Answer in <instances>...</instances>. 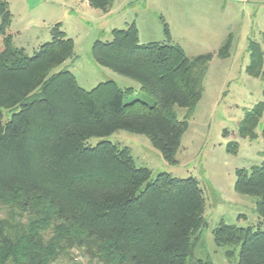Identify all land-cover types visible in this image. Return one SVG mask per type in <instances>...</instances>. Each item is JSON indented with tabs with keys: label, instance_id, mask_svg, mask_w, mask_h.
<instances>
[{
	"label": "trees",
	"instance_id": "trees-1",
	"mask_svg": "<svg viewBox=\"0 0 264 264\" xmlns=\"http://www.w3.org/2000/svg\"><path fill=\"white\" fill-rule=\"evenodd\" d=\"M109 1L89 0L102 7ZM0 19V205L6 211L0 218V264H51L59 258L75 264L74 251L98 264H187L206 225L197 180L166 172L151 178L126 148L85 141L121 129L144 135L166 162L176 163L210 54L189 57L176 44L140 43L133 23L113 29L110 41H94L91 54L137 82L147 97L126 101L132 87L106 80L86 90L68 69L55 71L73 55L59 23L51 40L28 55L6 32L5 0ZM164 30L168 34L166 25ZM261 63V52L252 49L250 72L259 75ZM177 109L184 110L182 118ZM259 115H247L240 136H255ZM261 136L264 141V126ZM235 190L254 198L264 221V161L237 169ZM213 241L227 258L237 249L236 264H264V227L221 221Z\"/></svg>",
	"mask_w": 264,
	"mask_h": 264
},
{
	"label": "rangeland",
	"instance_id": "rangeland-1",
	"mask_svg": "<svg viewBox=\"0 0 264 264\" xmlns=\"http://www.w3.org/2000/svg\"><path fill=\"white\" fill-rule=\"evenodd\" d=\"M5 1L10 14L6 32L14 46L31 55L51 40L52 27L59 23L71 39L73 55L55 71L68 69L86 90L106 80H114L122 89L132 87L126 101L147 97L137 82L101 66L91 54L94 41H110L113 29L133 23L140 43L176 44L189 57L210 54L201 97L187 119L176 163L166 162L144 135L121 129L106 137H91L85 144L93 146L108 140L126 148L136 166L151 171V178L166 172L197 180L205 197L206 225L200 231L201 245L195 247L187 264L196 259L236 264L237 249L227 258L224 248L214 243L213 230L221 221L240 227H264L255 211L254 198L235 190L236 170H248L264 161V0H110L105 7L89 0ZM252 49L261 52L259 75L249 70ZM256 111L260 115L255 136H240L242 121ZM177 113L182 118L184 110L177 109ZM9 116L4 111L3 121ZM5 212L0 205V218ZM74 259L75 264H98L77 251ZM51 264L72 263L59 258Z\"/></svg>",
	"mask_w": 264,
	"mask_h": 264
}]
</instances>
